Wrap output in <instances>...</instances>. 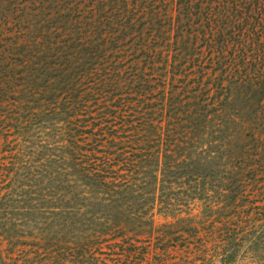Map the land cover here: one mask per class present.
<instances>
[{
	"label": "trees",
	"instance_id": "trees-1",
	"mask_svg": "<svg viewBox=\"0 0 264 264\" xmlns=\"http://www.w3.org/2000/svg\"><path fill=\"white\" fill-rule=\"evenodd\" d=\"M37 1L0 0V264H264V0Z\"/></svg>",
	"mask_w": 264,
	"mask_h": 264
},
{
	"label": "rangeland",
	"instance_id": "rangeland-1",
	"mask_svg": "<svg viewBox=\"0 0 264 264\" xmlns=\"http://www.w3.org/2000/svg\"><path fill=\"white\" fill-rule=\"evenodd\" d=\"M18 1V0H17ZM68 0H41L37 1L36 3H32V6H39L41 8L42 13L40 12L38 17H41L39 20V23L37 27L42 28V30H46L49 32H60L61 29L57 28L58 23H52L53 20H56L57 17H59L62 13H64L65 10H63V7L67 5ZM64 5V6H61ZM34 11H38L37 9ZM27 23L22 21L19 26L24 27ZM57 28V29H56ZM89 77H92V75H89ZM73 93H78L74 91ZM4 135V134H3ZM3 142V139H0V143ZM214 181H218L214 180ZM154 219L156 222H162V218L159 217L158 209H154Z\"/></svg>",
	"mask_w": 264,
	"mask_h": 264
}]
</instances>
